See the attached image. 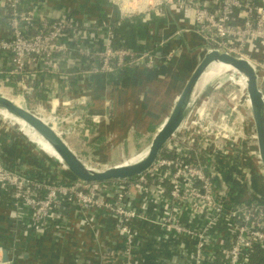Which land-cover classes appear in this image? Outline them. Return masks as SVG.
<instances>
[{
  "label": "built area",
  "instance_id": "1",
  "mask_svg": "<svg viewBox=\"0 0 264 264\" xmlns=\"http://www.w3.org/2000/svg\"><path fill=\"white\" fill-rule=\"evenodd\" d=\"M110 1L121 13L120 20L97 24L79 20L67 8L51 16L45 9L48 0H3L8 34L0 36V51L8 66L0 67L1 82L15 84L16 96L28 106L26 98L38 99L40 81L71 76L60 68L67 59L77 63L78 75L85 80L125 68L150 69L161 56L169 61L176 54H156L168 38L156 48L138 50L119 45L115 28L125 18L164 17L168 12L178 16L180 31L200 38L203 54L218 50L248 60L264 98V0ZM93 30L101 44L89 42ZM88 99L84 86L67 96L43 98L32 109L70 137L88 118ZM90 119L101 121L98 115ZM244 160L262 174L245 76L224 69L204 85L156 162L136 179L85 182L61 172L63 165L50 171L46 182L35 181L7 167L0 155V191L12 196L15 208L29 210L26 228L33 234L55 232L58 239L72 234L78 226L68 219L71 207L83 211L81 226L104 212L122 246L110 249L99 242L101 251L91 249L96 264H143V225L160 230V245L175 240L173 264H264V200L249 193ZM214 165L226 196L210 173ZM93 233L98 240L101 228L94 227ZM3 250L0 246V264H11L10 258L3 260Z\"/></svg>",
  "mask_w": 264,
  "mask_h": 264
},
{
  "label": "crops",
  "instance_id": "2",
  "mask_svg": "<svg viewBox=\"0 0 264 264\" xmlns=\"http://www.w3.org/2000/svg\"><path fill=\"white\" fill-rule=\"evenodd\" d=\"M66 8L79 20L97 24L103 21L116 22L121 18L118 8L110 0H48L45 9L48 14L55 16ZM3 9V0H0V36L5 37L8 32ZM180 28L182 25L178 16L168 12L164 17L153 15L152 18H146L144 15H135L125 18L115 28L116 42L119 45L144 50L151 46L156 48L158 42L168 38L164 47L158 48L162 51L161 55L173 50L178 52L169 59L167 67L161 73L151 74L146 68H130L107 83L101 76L85 80L78 75L77 63L67 59L60 63V68L62 74L71 72V76L68 79L59 75L49 76L48 80L43 78L44 81H40L38 99L28 97L26 103L31 108H36L40 106L38 101L43 98L67 96L69 91L85 86L88 89L89 108L84 114L89 119L85 118L68 138L91 166L103 168L117 163L116 159L120 158V154L133 155L137 149L149 146L152 137L169 116L184 80H187L204 55L199 47L200 38L189 30L180 31ZM99 35L93 30V38L89 41L93 46L102 43ZM161 58L163 60L160 63L165 62L164 57ZM7 66L8 58L0 51V67ZM3 88L12 94L18 92L15 84L5 85ZM14 99L22 102L19 98ZM94 115L100 116L101 121H92L90 118ZM4 125L0 120V127L5 129L4 133H0L5 163L11 168H21L48 177L55 167L52 169L45 165L46 158H37L35 154H29L30 150H24L17 160L16 150L20 148L21 151L27 145H19V142L11 145L15 142L12 138L13 129ZM10 141L14 142L10 144ZM148 141L150 142L147 143ZM39 149L49 157V151L44 150L46 148ZM262 190L264 194V186ZM13 203L8 192L0 191V246L12 260L11 264H96L91 249L101 251L99 242L110 249L122 246V239L114 232L112 220L106 218L104 212H99L92 224L81 226L78 223L84 220L83 211L71 207L68 219L78 227L72 234L58 239L55 232L47 235L31 233L26 228L30 221L29 210L24 209L22 212ZM20 213L23 216L21 219L17 217ZM96 226L101 228L98 240L93 233ZM140 230L146 239L143 264H172V257L178 248L175 240L160 245L157 236L162 233L160 234L159 229L143 225Z\"/></svg>",
  "mask_w": 264,
  "mask_h": 264
},
{
  "label": "water",
  "instance_id": "3",
  "mask_svg": "<svg viewBox=\"0 0 264 264\" xmlns=\"http://www.w3.org/2000/svg\"><path fill=\"white\" fill-rule=\"evenodd\" d=\"M156 54L160 56L162 51L156 50ZM214 67L224 64L231 66L232 68L240 71L246 80L247 90L251 100V112L255 122L257 133L258 152L262 164V174H260L251 164L245 165V177L247 181V188L252 197L261 198L264 200L263 183H264V98L263 92L259 88L257 75L251 63L243 58H237L232 54L226 52H219L218 50H212L205 53L189 76L185 86L178 95L175 104L167 117V119L161 124L156 133L151 139L147 151L141 159L126 161L123 163L108 166L106 168H96L91 166L84 158H82L79 152L74 148L70 139L59 131L54 125L47 121L43 116L37 113L33 109H29L25 104H19L12 98L0 93V113L2 110H6L13 116L24 120L30 125L38 134L46 139L53 148L58 152L61 157V162L56 166L62 168V171H68V174L76 179L101 183L108 181L126 180L135 176H139L148 171L160 156L164 146L169 139L174 135L183 121L186 113L189 110L191 102L196 98L204 87L201 85L200 80L205 71L212 65ZM219 63V64H218ZM168 65V61L154 65L149 69L151 74L161 73ZM130 68L122 69L114 73H98L92 76H101L107 82L115 80L122 73L126 72ZM216 69V68H215ZM0 155L4 159V150L0 149ZM245 164V163H244ZM7 167H11L6 164ZM214 165L211 168L210 173L215 180V185L219 189L223 196H226V186L223 182L221 175L218 173ZM64 169V170H63ZM17 172L25 177L32 178L35 181L46 182L48 179L42 175L27 171L21 168H15ZM3 260L8 261V255L3 250Z\"/></svg>",
  "mask_w": 264,
  "mask_h": 264
},
{
  "label": "rangeland",
  "instance_id": "4",
  "mask_svg": "<svg viewBox=\"0 0 264 264\" xmlns=\"http://www.w3.org/2000/svg\"><path fill=\"white\" fill-rule=\"evenodd\" d=\"M176 54H178V52H175ZM216 64V63H215ZM215 64H212V65H215ZM234 70V69H233ZM189 78V77H188ZM188 78H187V80H188ZM187 80H184V82H183V84H182V88L180 89L181 91H182V89H183V87L185 86V84H186V82H187ZM0 93H2V94H5V95H8L9 97H11V98H19L18 96H16V94L15 93H11V92H9L7 89H5V88H3V87H1L0 86ZM179 95V94H178ZM177 95V96H178ZM21 101H22V99L21 98H19ZM16 101H18V100H16ZM19 102V101H18ZM22 104H24L23 103V101H22ZM29 109H32L30 106H27ZM0 120L2 121V123L3 124H5L4 125V127L6 126V125H9V126H11L12 127V129H13V136H12V138H14V141H10V144L11 143H13V144H11V145H15L16 144V142H19V145H21V144H23V143H25L27 146L23 149L22 148V150L20 151V148H18L16 151H17V155H16V158H17V160H19V155L21 154V152L22 151H24V152H26V150H28V152H29V150L31 151L29 154H31V153H33V154H35L36 155V157L37 158H39V157H43L44 159L46 158V163H45V165H49L50 166V168H54V167H56V166H58L57 164H58V162L57 161H55V160H52V159H49V157H47V155L46 154H43V152L36 146V144H35V142H34V140H37L38 142L40 141V142H42V144H43V146H45V147H43V148H46V149H44L46 152L47 151H50L51 153H53L54 151L51 149V147H47V145H46V141L44 140V139H41L40 138V136L31 128V127H29V126H24V125H20V124H18L16 121H15V119L13 118V120H11V119H9V118H4V116L0 113ZM4 128L3 127H0V133H4ZM34 131V132H33ZM153 134V133H152ZM150 139V138H149ZM150 141H148L147 143H149ZM18 145V146H19ZM2 147H1V144H0V149H1ZM147 148H142V149H137L136 150V152H135V154H133V155H126V156H122V154H120V158H117L116 159V161H117V163H114V164H110L109 166H111V165H115V164H119V163H123V162H126V161H131V160H136V159H138L139 157H142V156H144L145 155V152L147 151L146 150ZM23 152V153H24ZM42 160L43 159H41V163H42ZM34 162H36V160H33ZM245 161V160H244ZM21 162V161H20ZM50 162H52V163H50ZM21 163H23V162H21ZM37 163V162H36ZM50 163V164H49ZM35 164V163H34ZM246 164H251V162L250 161H245V165ZM43 165H44V161H43ZM46 167V166H45ZM108 167V166H107ZM103 168H106V167H103ZM64 170V169H63ZM60 171L62 172V168H60ZM64 172V171H63ZM68 171H65V173H67ZM263 186H264V183H263Z\"/></svg>",
  "mask_w": 264,
  "mask_h": 264
},
{
  "label": "bare ground",
  "instance_id": "5",
  "mask_svg": "<svg viewBox=\"0 0 264 264\" xmlns=\"http://www.w3.org/2000/svg\"><path fill=\"white\" fill-rule=\"evenodd\" d=\"M219 64V63H218ZM216 65V64H215ZM215 65H211L206 71H205V73L202 75V79L200 80V82H201V85H205L211 78H212V76L214 75V74H216L217 72H219V71H222V70H224V69H234V70H236V71H238L237 69H235V68H232L231 66H228V65H224V64H219L220 66H218V67H214ZM217 66V65H216ZM216 68V69H215ZM239 72V71H238ZM5 95V94H4ZM6 96H8V95H6ZM9 97V96H8ZM15 102H17V103H19V104H22V102H18V101H16V99H13ZM2 112V115L4 116V118H9V119H11V120H13V118L15 119V121L18 123V124H20V125H24V126H29V127H31L30 125H28L24 120H22V119H20V118H17V117H15V116H13L12 114H10V113H8L6 110H2L1 111ZM32 128V127H31ZM33 129V128H32ZM34 130V129H33ZM37 134H38V132L36 131V130H34ZM33 131V132H34ZM39 135V134H38ZM40 136V135H39ZM40 138L41 139H44L43 137H41L40 136ZM47 143H46V145H47V147H51V149L54 151L53 153H51L50 151L49 152H47L48 153V156L52 159V160H55V161H57L58 163H62L61 162V157H60V155L58 154V152L53 148V146L46 140V139H44ZM34 142H35V144H36V146L38 147V148H43V147H45V146H43V144H42V142H38L37 140H34ZM146 153V152H145ZM138 159H141V157H139ZM138 159H136V160H138ZM133 161H135V160H133Z\"/></svg>",
  "mask_w": 264,
  "mask_h": 264
},
{
  "label": "trees",
  "instance_id": "6",
  "mask_svg": "<svg viewBox=\"0 0 264 264\" xmlns=\"http://www.w3.org/2000/svg\"><path fill=\"white\" fill-rule=\"evenodd\" d=\"M1 80H2V78H1V76H0V86H1V87H5V83H2ZM10 98H11V97H10ZM12 99H14V98H12ZM136 177H137V176L132 177V178H130V179H127L126 181H132V180L136 179ZM254 258H256V256H255Z\"/></svg>",
  "mask_w": 264,
  "mask_h": 264
},
{
  "label": "flooded vegetation",
  "instance_id": "7",
  "mask_svg": "<svg viewBox=\"0 0 264 264\" xmlns=\"http://www.w3.org/2000/svg\"><path fill=\"white\" fill-rule=\"evenodd\" d=\"M161 261H163L162 258H161ZM173 263H174V261H173ZM173 263H172V264H173Z\"/></svg>",
  "mask_w": 264,
  "mask_h": 264
}]
</instances>
